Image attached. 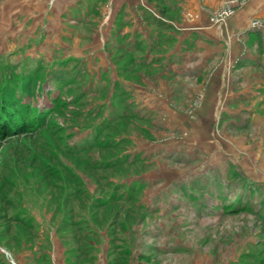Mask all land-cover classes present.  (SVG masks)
<instances>
[{
	"label": "rangeland",
	"instance_id": "1",
	"mask_svg": "<svg viewBox=\"0 0 264 264\" xmlns=\"http://www.w3.org/2000/svg\"><path fill=\"white\" fill-rule=\"evenodd\" d=\"M48 1L44 11L43 0H0V262L39 264L15 254L40 246L52 254L56 238L61 256L53 264H264V44L248 46V67L224 47L195 79L174 81L165 100L157 82L173 70L134 63L121 50L111 72L130 84L108 76L93 83L84 66L72 73L61 46L72 37L52 33ZM137 1L160 38L196 18L192 1L224 28L251 0ZM112 2H94L79 26L85 37L110 19ZM258 21L262 29L257 17L249 29L259 30L250 27ZM57 72L62 83L52 80ZM138 90L156 92L157 101L135 103ZM132 182L140 190L120 200ZM11 216L34 230L10 225ZM88 245L92 256L83 257Z\"/></svg>",
	"mask_w": 264,
	"mask_h": 264
},
{
	"label": "crops",
	"instance_id": "2",
	"mask_svg": "<svg viewBox=\"0 0 264 264\" xmlns=\"http://www.w3.org/2000/svg\"><path fill=\"white\" fill-rule=\"evenodd\" d=\"M45 1L43 0L44 3H42L44 11ZM92 1L97 0H53L52 3L48 1L50 7L47 9V15L44 14L43 17H46L50 23V29L54 28L52 33H59L62 38L71 39L72 37L69 45L62 44L61 46H64L65 50L69 48L68 53L72 55V64L78 68L84 66L93 83L97 82L96 79H101L104 83L108 76L110 80L113 78V85L121 86V82L130 84L128 80L111 72L115 70L112 53L121 50L131 54L134 63L147 66L151 64V67L155 69L159 67L161 70H173V73L169 74V81L157 82L158 88L165 93V100H169L173 95L174 81L195 79L201 71L205 70L206 62L218 57L224 47H231L234 60L239 65L248 67V63L251 62L250 58H254L253 54L249 53L248 46L253 41L256 43L259 41L260 45L264 44V26L257 31H252L248 27L251 18L254 17L264 22V0H251L228 20L224 28L221 25H210L208 17L204 14L203 6L192 1L190 6L195 8L196 18L190 23L187 22V27L179 31L180 33L173 35L172 31H162L163 35L160 38L157 36L158 32L156 28L154 29V25H147L142 20L139 10L140 3L137 0H114L111 12L107 14V16L110 15V19L108 18L102 26L91 32L89 37H85L79 26L93 13L94 2ZM119 10H122V14L119 15L121 21L119 28L116 29L113 21ZM81 39L85 40L83 44L80 43ZM158 42L163 44V50L160 52L156 46ZM142 43L149 45L144 52L141 51ZM132 85L139 86L135 83ZM219 85L217 80L213 81L211 87L213 96L219 92ZM154 93L140 90L133 96V100L135 103L147 101L151 105L157 101ZM163 108L165 112L170 113L169 107L164 106ZM56 240V238L51 240L52 247L56 246V249L52 248L54 251L52 254L43 246L33 247L34 249L25 248L14 254L19 260L29 256L28 258L31 257L30 260L33 263L53 264L52 258L59 260L61 256L60 245Z\"/></svg>",
	"mask_w": 264,
	"mask_h": 264
},
{
	"label": "trees",
	"instance_id": "3",
	"mask_svg": "<svg viewBox=\"0 0 264 264\" xmlns=\"http://www.w3.org/2000/svg\"><path fill=\"white\" fill-rule=\"evenodd\" d=\"M160 12H161V15L162 16H164V13H165V10H163V9H161L160 10ZM155 23H157V24H162L160 21H158V20H155ZM76 66H75V64L74 65H72V73H73V71L74 70H76ZM77 72H78V70H76ZM57 74H60V75H56L55 73H53L52 74V80H56V81H54L55 83H57V81L58 82H61L62 83V81L64 80V78H62L63 76H64V73H59V72H57ZM72 78H74V79H78V76L77 75H72ZM60 83V84H61ZM109 125V124H108ZM85 147V146H84ZM103 148H106V146L104 145L103 146ZM112 160H114V159H112ZM111 160V161H112ZM111 161H109V164H111L112 166H120V165H123V164H125V162L127 161L126 160V158L124 157V159H115L113 162H111ZM111 162V163H110ZM136 182H132L130 185H128V187L125 189V191H123V193H121L119 196H118V198L120 199V200H122V197L124 198V192H126L127 191V195L125 196V198H127V200L129 201V199H132V194L133 193H135V192H137L138 190H140V185H136L135 184ZM122 186V185H121ZM124 198V199H125ZM123 199V200H124ZM139 206H141V205H139ZM138 206V207H139ZM13 216H15L14 214H13ZM9 221V223H10V225H12V224H14V223H17V224H22L23 225V227H25V228H27V229H29V230H31V231H33L34 230V225H31L30 224V222L28 223V222H22L21 220H15L14 219V217H12L11 216V218L9 217V219H8ZM72 226H74V227H80V224H79V221H72ZM9 229V228H8ZM78 237H79V239H87V234H85L84 236L83 235H81L80 234V236L78 235ZM115 241L113 240L112 241V245L114 246V243ZM122 249V248H121ZM113 250V249H112ZM119 251H118V253L121 255H126V249H122V250H120V249H118ZM80 252H81V254H83L84 256L85 255H88V256H92V254H91V252H93V249H92V246H90V245H88L87 247L85 246V247H82L81 249H80ZM93 258V257H92ZM125 261H117L115 258L114 259H109L108 260V264H123ZM0 264H3V263H1L0 262Z\"/></svg>",
	"mask_w": 264,
	"mask_h": 264
},
{
	"label": "built area",
	"instance_id": "4",
	"mask_svg": "<svg viewBox=\"0 0 264 264\" xmlns=\"http://www.w3.org/2000/svg\"><path fill=\"white\" fill-rule=\"evenodd\" d=\"M227 12H228V10H224V11L221 13V17L225 16V14H227ZM250 27H251L252 29H260V28H261V24H260L259 21H258V22H252L251 25H250ZM6 256H7V255H6ZM8 257H9V256H8ZM9 261H10V260H9ZM10 263L13 264V262H11V261H10Z\"/></svg>",
	"mask_w": 264,
	"mask_h": 264
}]
</instances>
